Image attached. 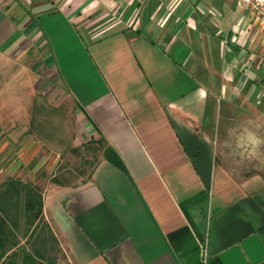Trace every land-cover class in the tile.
Masks as SVG:
<instances>
[{
	"label": "crops",
	"instance_id": "crops-1",
	"mask_svg": "<svg viewBox=\"0 0 264 264\" xmlns=\"http://www.w3.org/2000/svg\"><path fill=\"white\" fill-rule=\"evenodd\" d=\"M28 69L126 170L51 181ZM231 113L264 123V21L237 0H0V184L42 189L68 264H264V147L237 153Z\"/></svg>",
	"mask_w": 264,
	"mask_h": 264
},
{
	"label": "trees",
	"instance_id": "trees-1",
	"mask_svg": "<svg viewBox=\"0 0 264 264\" xmlns=\"http://www.w3.org/2000/svg\"><path fill=\"white\" fill-rule=\"evenodd\" d=\"M82 144L87 150L100 152V156L115 167L126 170L117 152L105 145V139L91 138ZM98 158L92 160L91 171ZM51 181L63 183L57 175ZM65 260L43 216L42 189L20 178L5 179L0 184V264H68Z\"/></svg>",
	"mask_w": 264,
	"mask_h": 264
},
{
	"label": "rangeland",
	"instance_id": "rangeland-1",
	"mask_svg": "<svg viewBox=\"0 0 264 264\" xmlns=\"http://www.w3.org/2000/svg\"><path fill=\"white\" fill-rule=\"evenodd\" d=\"M28 69V80L30 87L34 88V109L33 115L41 124L36 129L40 131L43 142L51 149L52 155H56L57 163L54 173L60 176V180L68 183H78L88 176L91 171L92 160L100 156V152L87 150L83 144L75 141V131L78 130L76 112L72 110L73 105L65 99L63 94L56 88L48 87L47 83L54 81L45 77L40 82ZM41 76L46 72L41 70ZM31 88V89H32ZM33 92V93H34ZM253 111L252 114H255ZM227 114V113H226ZM242 114L231 113L225 117L226 121L221 122V130L230 132V140L235 142L233 130L239 132L243 127L251 128L256 132L264 130V123L243 118ZM227 131L225 136L228 137ZM235 144V143H233ZM237 172H243L238 170Z\"/></svg>",
	"mask_w": 264,
	"mask_h": 264
},
{
	"label": "clouds",
	"instance_id": "clouds-1",
	"mask_svg": "<svg viewBox=\"0 0 264 264\" xmlns=\"http://www.w3.org/2000/svg\"><path fill=\"white\" fill-rule=\"evenodd\" d=\"M235 136V149L241 156H256L260 149L264 147V137L257 134L256 131L248 127H243L242 130L236 132L233 130Z\"/></svg>",
	"mask_w": 264,
	"mask_h": 264
},
{
	"label": "built area",
	"instance_id": "built-area-1",
	"mask_svg": "<svg viewBox=\"0 0 264 264\" xmlns=\"http://www.w3.org/2000/svg\"><path fill=\"white\" fill-rule=\"evenodd\" d=\"M237 3L264 21V0H237Z\"/></svg>",
	"mask_w": 264,
	"mask_h": 264
}]
</instances>
